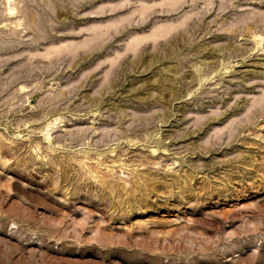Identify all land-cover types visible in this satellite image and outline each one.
Instances as JSON below:
<instances>
[{
    "label": "rangeland",
    "instance_id": "374dc122",
    "mask_svg": "<svg viewBox=\"0 0 264 264\" xmlns=\"http://www.w3.org/2000/svg\"><path fill=\"white\" fill-rule=\"evenodd\" d=\"M0 264H264V0H0Z\"/></svg>",
    "mask_w": 264,
    "mask_h": 264
}]
</instances>
